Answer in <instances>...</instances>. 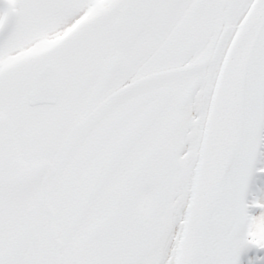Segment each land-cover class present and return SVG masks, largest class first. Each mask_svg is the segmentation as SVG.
Wrapping results in <instances>:
<instances>
[{
	"label": "snow or ice",
	"instance_id": "snow-or-ice-1",
	"mask_svg": "<svg viewBox=\"0 0 264 264\" xmlns=\"http://www.w3.org/2000/svg\"><path fill=\"white\" fill-rule=\"evenodd\" d=\"M0 264H264V0H0Z\"/></svg>",
	"mask_w": 264,
	"mask_h": 264
}]
</instances>
